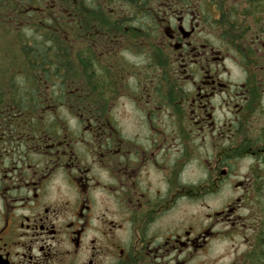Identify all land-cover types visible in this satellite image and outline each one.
I'll return each mask as SVG.
<instances>
[{"label": "flooded vegetation", "instance_id": "obj_1", "mask_svg": "<svg viewBox=\"0 0 264 264\" xmlns=\"http://www.w3.org/2000/svg\"><path fill=\"white\" fill-rule=\"evenodd\" d=\"M72 2L0 108V264H264V0Z\"/></svg>", "mask_w": 264, "mask_h": 264}, {"label": "trees", "instance_id": "obj_2", "mask_svg": "<svg viewBox=\"0 0 264 264\" xmlns=\"http://www.w3.org/2000/svg\"><path fill=\"white\" fill-rule=\"evenodd\" d=\"M72 1L53 0L51 6L44 11H38L27 9V5H40V0H21V5L26 9L18 17L16 0H0V108L9 101H13L18 109L34 107L32 96L36 87L42 84L39 73L45 71V77L55 81L60 76V70L64 68L59 62L76 60L61 57L60 51L41 48L46 45L74 44L72 41H65L56 31L79 28L78 21L72 22L58 17L62 12L59 8L71 5ZM96 23L105 24L107 20ZM73 38V35H69V39ZM64 54H69V51ZM69 67L70 64H65V68Z\"/></svg>", "mask_w": 264, "mask_h": 264}, {"label": "rangeland", "instance_id": "obj_3", "mask_svg": "<svg viewBox=\"0 0 264 264\" xmlns=\"http://www.w3.org/2000/svg\"><path fill=\"white\" fill-rule=\"evenodd\" d=\"M5 32H1V34H4ZM6 34H8V33H6ZM234 72H235V69H233V74H234ZM195 211H199V214L201 215L202 214V210L201 209H199L198 210V208L197 207H195ZM198 214V213H197Z\"/></svg>", "mask_w": 264, "mask_h": 264}]
</instances>
